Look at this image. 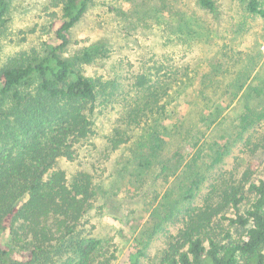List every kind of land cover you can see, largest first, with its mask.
I'll return each instance as SVG.
<instances>
[{
	"label": "rangeland",
	"instance_id": "rangeland-1",
	"mask_svg": "<svg viewBox=\"0 0 264 264\" xmlns=\"http://www.w3.org/2000/svg\"><path fill=\"white\" fill-rule=\"evenodd\" d=\"M7 1L1 64L53 35L45 15L49 0ZM213 1L210 10L198 0H92L70 30L65 57L74 61L88 51L84 73L114 80L117 94L97 105L93 133L74 159L60 158L55 167L68 181L78 172L92 176L94 194L76 232L99 238L111 264H162L186 208L239 185L247 168L264 179V17L248 10V0ZM141 72L158 78L155 87L169 88L166 112L150 120L162 145L155 158H149V127L124 122L138 97L134 75ZM114 128L131 136L117 149L108 142ZM165 194L185 207L159 222L155 209ZM221 213L232 216V209ZM10 239L9 230L0 233L1 245H12ZM27 252L15 248L11 256Z\"/></svg>",
	"mask_w": 264,
	"mask_h": 264
},
{
	"label": "trees",
	"instance_id": "trees-1",
	"mask_svg": "<svg viewBox=\"0 0 264 264\" xmlns=\"http://www.w3.org/2000/svg\"><path fill=\"white\" fill-rule=\"evenodd\" d=\"M91 1L49 0L45 15L53 35L42 40L40 48L0 63V233L9 230L12 242L0 244V264H111L113 256L101 252L99 238L76 232L94 194L92 176L78 172L68 181L65 171L55 167L60 158L74 159L78 145L93 133L97 105L117 94L114 80L84 73L81 63L89 60L88 51L74 61L64 55L70 30ZM260 2L248 0L247 8L264 17ZM198 3L215 8L213 0ZM55 7L60 15L51 9ZM7 9L8 1L0 0V30ZM157 79L150 72L134 75L138 97L124 112L126 124L149 127V158L162 150L150 120L166 112L169 95L168 87L153 85ZM130 139L128 132L114 128L108 142L117 149ZM241 175L239 185H230L197 208H186L160 263L264 264V179L253 178L249 168ZM193 188L187 189L189 195ZM178 203L165 194L155 209L159 222L180 215L185 205L178 208ZM226 208L232 209V216L221 213ZM15 248L28 252L15 259ZM62 253L68 254L65 260L53 259Z\"/></svg>",
	"mask_w": 264,
	"mask_h": 264
}]
</instances>
